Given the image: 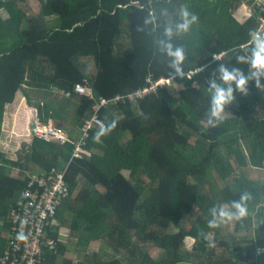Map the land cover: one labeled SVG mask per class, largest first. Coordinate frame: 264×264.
<instances>
[{
	"label": "trees",
	"instance_id": "obj_1",
	"mask_svg": "<svg viewBox=\"0 0 264 264\" xmlns=\"http://www.w3.org/2000/svg\"><path fill=\"white\" fill-rule=\"evenodd\" d=\"M25 1L0 0L7 13L0 12V133L20 90L42 95L34 103L25 93L15 127L32 133L31 142L21 143L15 159L0 153V255L8 245L2 232L10 228V211L31 175L67 167L69 192L58 207V224L49 228L58 244L46 249L44 264H264V181L242 172L228 182L236 168L264 166V75L260 87L256 77L249 79L245 92L232 83L222 118L211 116V82L228 87L220 66L246 76L256 71L252 34L264 37V12L255 6L240 22L232 10L241 0H39V12L30 14ZM185 11L198 17L187 31L178 27ZM168 44L183 49V76L171 66ZM167 79L173 85L126 97ZM79 82L91 86L93 98L74 91ZM117 95L123 97L113 100ZM101 96L110 100L100 110L107 127L99 140L102 130H91L82 158L72 159L70 141L34 135L37 120L74 118L77 137ZM244 194L250 196L248 214L233 220L236 232L246 234L221 239L231 256L216 255L210 235L220 232L219 209L234 212L232 203ZM213 219L216 227L209 226ZM187 237L194 239L191 249L184 247ZM152 241L162 256L149 254ZM93 243L100 252H89ZM70 251L81 259L75 263Z\"/></svg>",
	"mask_w": 264,
	"mask_h": 264
},
{
	"label": "built area",
	"instance_id": "obj_2",
	"mask_svg": "<svg viewBox=\"0 0 264 264\" xmlns=\"http://www.w3.org/2000/svg\"><path fill=\"white\" fill-rule=\"evenodd\" d=\"M257 7L264 12V0L257 3ZM262 21L260 30L264 29V16L260 15ZM223 53L218 57H222ZM170 82H152L151 85L139 88L126 95L130 100L143 97L152 90ZM74 91L81 95L94 97L91 86L86 82L75 84ZM67 96L71 92H66ZM123 96L117 95L113 100H119ZM92 107V115L86 119L80 128V134L75 137L64 133L60 128L52 124H44L37 120L34 126V135L45 139L58 140L61 143L72 142L75 148L73 158H82L81 148L86 145V140L94 127L105 130L106 122L100 116V110L110 103L105 97L98 98ZM66 168H52L50 171L33 173L30 177L28 187L21 191L17 199V205L9 214L10 228L6 237L8 245L4 253L0 255V264H44V253L46 249L57 248L58 241L49 234V228L58 224L57 211L62 199L69 192L66 181ZM23 235L25 238L20 239Z\"/></svg>",
	"mask_w": 264,
	"mask_h": 264
},
{
	"label": "rangeland",
	"instance_id": "obj_3",
	"mask_svg": "<svg viewBox=\"0 0 264 264\" xmlns=\"http://www.w3.org/2000/svg\"><path fill=\"white\" fill-rule=\"evenodd\" d=\"M250 0H241V3H239V0H234L233 2H235V4L238 2L239 4H237L236 8L232 10V14L233 16L239 20L240 22H245L253 13H255V6H257V3L260 2L261 0H254L253 2H249ZM40 1L39 0H26L25 2H23V7L25 8V10H27L30 14H36L39 12L40 10ZM0 12L2 13V15L6 16L7 13L5 12V9H1ZM127 47V46H126ZM91 64V68L94 66L93 61L91 60L89 62ZM95 69V67H94ZM170 85H173L172 79L169 82ZM27 90L26 92H29L30 98L32 99V101L34 103H37L40 99H41V95L42 93L40 92H35L33 90H31L29 87H26ZM58 91V90H57ZM23 90H20L17 95L15 100L8 104V108L7 111L5 112V116H4V121L2 124V130L0 133V153L1 152H5L8 157L11 158H17V152L20 149L21 143L24 140H28L31 142V139L33 137V135H31L32 133L27 134H21L20 132H18L16 130V125H17V121L19 118V113H21V107L24 104V101L26 100V95ZM69 97V96H68ZM57 126L59 128H61L63 131H67L70 133H73V131H71L74 126H75V120L74 118H71L69 121H64V120H56L55 121ZM67 129V130H66ZM74 130V129H73ZM66 132V134H67ZM249 149L244 146V151L245 154H248ZM16 169L14 168L13 171L16 173L17 171H15ZM242 172H244L245 174H247L249 177L253 178V179H257V180H261L264 181V166L263 167H253L251 165L242 167V168H236V171L233 173V175L228 178V182L231 183L232 179L241 174ZM124 173L126 174L127 177L129 176V172L128 171H124ZM219 183V182H218ZM220 184V183H219ZM101 190H103L102 187H100ZM208 192H210L208 190ZM224 206L228 207L227 204H225ZM190 218H192L190 216ZM257 220L258 218H256V221L253 224V227L257 226ZM190 224V223H189ZM235 225L236 222L231 219H227V218H223L221 220V223L218 225L219 227V233H214L212 232L210 235V238H216V240L214 241V248L215 250V254L216 255H222L225 254V256H231V252L229 251V249L227 248V246H220L219 242L220 240H230L231 236H236V237H240L242 235H245L246 233H238L235 230ZM172 231H177V227L172 226L171 227ZM1 234V233H0ZM2 234L4 236H6L8 233L7 232H2ZM251 237V236H249ZM218 238V239H217ZM64 241H66V238H63ZM100 243V242H99ZM99 243H93L90 247H89V252H95V251H99L100 252V244ZM194 243V239L191 237H187L184 243V247L187 249H191ZM147 251L149 252V254L155 258H158L160 256L163 255L164 251L162 249V247H160V244L157 243H153L149 242L147 245ZM68 254H73V258L75 263L81 259V255L78 253H73V251L68 252Z\"/></svg>",
	"mask_w": 264,
	"mask_h": 264
},
{
	"label": "clouds",
	"instance_id": "obj_4",
	"mask_svg": "<svg viewBox=\"0 0 264 264\" xmlns=\"http://www.w3.org/2000/svg\"><path fill=\"white\" fill-rule=\"evenodd\" d=\"M191 15V19H187V17ZM185 21L184 23L178 25L179 29L187 31L189 26L192 23H195L198 19L197 16L194 14H190L187 11L184 12ZM166 34L171 36V29L166 30ZM252 39L255 44V47L252 50V57H251V68L255 69V72L251 73V76H246L243 72H241L239 69H232L229 71L226 67L223 65L220 66L219 71L221 73L222 80L228 84L227 88L220 87L215 82H211V88L214 89V94L212 96V107H211V116L216 117L217 119L222 118L221 113L224 110V105L227 103H230L233 99V88L232 83H235L236 89H238L241 92L246 91V86L248 84L249 79L252 77H256V86L260 87V80L259 77L261 75H264V37H261L258 33L252 34ZM167 50V54L171 57H173V60L171 62V66L175 69L177 75L183 76L184 73L182 69L180 68V64L184 60V52L181 48H176L174 51L172 49L171 44H168L165 46ZM221 54V53H220ZM224 55V53H223ZM222 55V56H223ZM214 56V59H220L222 57ZM239 61H244V57H239ZM77 93V92H76ZM81 95V94H80ZM67 96V95H66ZM116 126V122L113 121L110 125V130ZM59 128V127H58ZM61 129V128H60ZM62 130V129H61ZM63 131V130H62ZM66 133V131H63ZM72 135V133H67ZM104 134L103 130L101 133H98L96 135V139L99 140L100 135ZM25 142H28V140H24ZM250 199V196L248 194H244L240 197L239 201H234L231 205L235 211H230L226 209L225 207H221L219 209V217L221 218H227L229 220L235 218V219H241L245 217L248 214V209L246 207V201ZM213 216L215 217L217 215V210L215 208L212 209ZM210 227H216L217 222L215 219L212 221H209ZM20 239H24L25 237L21 235L19 237Z\"/></svg>",
	"mask_w": 264,
	"mask_h": 264
},
{
	"label": "crops",
	"instance_id": "obj_5",
	"mask_svg": "<svg viewBox=\"0 0 264 264\" xmlns=\"http://www.w3.org/2000/svg\"><path fill=\"white\" fill-rule=\"evenodd\" d=\"M60 91V90H59ZM8 106L9 105H7V108H8ZM7 111V110H6ZM52 122V124H54L55 126H57V124H56V122L55 121H51ZM58 127V126H57ZM67 130V129H66ZM65 131V130H64ZM67 132V131H66ZM67 133H70V131L69 132H67ZM27 140V139H26Z\"/></svg>",
	"mask_w": 264,
	"mask_h": 264
},
{
	"label": "water",
	"instance_id": "obj_6",
	"mask_svg": "<svg viewBox=\"0 0 264 264\" xmlns=\"http://www.w3.org/2000/svg\"><path fill=\"white\" fill-rule=\"evenodd\" d=\"M254 0H250L249 2H253Z\"/></svg>",
	"mask_w": 264,
	"mask_h": 264
}]
</instances>
